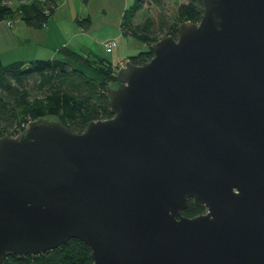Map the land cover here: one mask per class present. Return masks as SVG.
<instances>
[{"label": "water", "instance_id": "water-1", "mask_svg": "<svg viewBox=\"0 0 264 264\" xmlns=\"http://www.w3.org/2000/svg\"><path fill=\"white\" fill-rule=\"evenodd\" d=\"M202 1L118 68L111 118L0 135V264L71 238L93 264H264V0Z\"/></svg>", "mask_w": 264, "mask_h": 264}, {"label": "trees", "instance_id": "trees-1", "mask_svg": "<svg viewBox=\"0 0 264 264\" xmlns=\"http://www.w3.org/2000/svg\"><path fill=\"white\" fill-rule=\"evenodd\" d=\"M60 1L21 0L13 8L8 0H0V22L19 17L31 27L42 28ZM145 6L157 13L138 20ZM203 13L202 0L182 2L173 13L168 10L167 0H135L123 15L122 32L146 47L130 60L135 64L149 61L154 55V42L167 35L176 36L180 23L199 22ZM90 22L86 17L78 24L86 29ZM59 52L52 59L9 63H4L0 55V135H17L29 121L40 117L58 118L73 131L83 132L91 121L113 116L106 89L116 83L119 67L107 57L86 55L72 47H62ZM204 212L205 207L191 198L183 214L193 217ZM2 264H93V259L85 242L71 238L42 253L9 255Z\"/></svg>", "mask_w": 264, "mask_h": 264}, {"label": "crops", "instance_id": "crops-1", "mask_svg": "<svg viewBox=\"0 0 264 264\" xmlns=\"http://www.w3.org/2000/svg\"><path fill=\"white\" fill-rule=\"evenodd\" d=\"M135 0H61L42 28L8 20L0 22V55L16 60L52 59L62 47H72L84 54L109 58L115 67L123 66L131 56L143 51L145 43L122 32L123 15ZM91 19L89 28L78 21ZM116 38L113 52H106L103 42Z\"/></svg>", "mask_w": 264, "mask_h": 264}, {"label": "rangeland", "instance_id": "rangeland-1", "mask_svg": "<svg viewBox=\"0 0 264 264\" xmlns=\"http://www.w3.org/2000/svg\"><path fill=\"white\" fill-rule=\"evenodd\" d=\"M21 0H8L9 4L13 7L16 8L19 4H20ZM187 0H167V6H168V10L170 13H173V11L179 6L180 3L185 2ZM157 10H155L154 8H148V6H145V8L140 12V15L138 16V20H144L147 15H156ZM15 22H21V19L19 17H14L13 19ZM10 21V20H8ZM11 22V21H10ZM105 48V47H104ZM13 55L9 54V56H3V62L4 63H9L14 61L15 59H13Z\"/></svg>", "mask_w": 264, "mask_h": 264}, {"label": "built area", "instance_id": "built-area-1", "mask_svg": "<svg viewBox=\"0 0 264 264\" xmlns=\"http://www.w3.org/2000/svg\"><path fill=\"white\" fill-rule=\"evenodd\" d=\"M48 12V11H47ZM8 24L10 25L11 22L8 21ZM117 40L116 38H109V39H106L104 42H103V45L105 47V50L106 52L108 53H111L113 52L114 48L117 46ZM125 65V64H124Z\"/></svg>", "mask_w": 264, "mask_h": 264}]
</instances>
